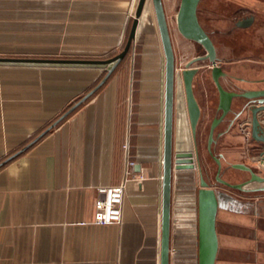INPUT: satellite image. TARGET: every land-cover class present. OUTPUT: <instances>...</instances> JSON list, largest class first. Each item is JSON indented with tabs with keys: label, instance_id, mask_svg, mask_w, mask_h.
<instances>
[{
	"label": "crops",
	"instance_id": "0c3cea01",
	"mask_svg": "<svg viewBox=\"0 0 264 264\" xmlns=\"http://www.w3.org/2000/svg\"><path fill=\"white\" fill-rule=\"evenodd\" d=\"M136 1L0 0V57L108 58L125 42ZM177 3L161 0L164 14L169 8L174 14ZM244 5L199 0L196 6L226 89L264 86L254 82L264 78V0H250L241 12ZM169 38L174 64L204 52L179 33ZM163 62L150 0H144L127 51L97 86L111 62L0 60V160L91 90L0 165V264H159ZM193 64H201L191 81L200 111L195 137L205 149L208 122L218 113L216 89L207 60ZM237 109L233 98L213 128L211 152L217 146L219 160L261 168L264 175L248 138V115L227 127ZM171 148L193 150L180 81L173 85ZM125 157L141 178L125 182L118 222L92 223L95 188L118 182ZM194 169H171L167 264H196ZM239 171L241 179L247 176ZM233 189L241 199L215 189L213 264H264V223L258 220L264 190Z\"/></svg>",
	"mask_w": 264,
	"mask_h": 264
},
{
	"label": "water",
	"instance_id": "95a60500",
	"mask_svg": "<svg viewBox=\"0 0 264 264\" xmlns=\"http://www.w3.org/2000/svg\"><path fill=\"white\" fill-rule=\"evenodd\" d=\"M199 0H178L177 7L173 16L174 25L177 32L184 38L199 43L204 52L193 55L183 62V66L177 72L181 83L184 106L189 125V131L193 142V150H176L171 148V116L172 98L174 85V61L169 38L168 27L166 24L161 0H150L156 26L161 43L163 62V121H162V151H161V175H160V250L159 264H167L168 252V218H169V197H170V175L172 168H193L197 169V188H196V264H213L217 240L214 226L215 212L217 208V191L203 177L198 163V155L195 144L196 125L199 119V106L194 98L191 88V81L194 73L201 64H193L202 60L208 62V74L216 89L215 108L218 113L212 116L208 122L207 134L205 139V149L215 162L213 179L218 183L237 189L264 190V184L253 188H245L244 185L251 182L264 183V175L253 167L242 162H230L229 165L247 172V176L239 181L230 182L219 176L221 153L212 154L211 143L214 142L213 128L230 110L233 98L238 101V109L233 117L229 119L227 127L233 119L241 114L248 115V138L254 144L252 149L258 157L259 164L264 163V86L255 88L226 89L221 86L218 76L225 73L221 66L216 63V55L213 42L200 25L196 6ZM144 0H137L133 16L129 25L127 36L122 48L108 58H43V57H0V60L7 61H38V62H76V63H107L111 62L106 72L96 84H100L112 67L127 51L130 41L134 36V28L137 17L140 14ZM248 23L245 19L242 24ZM256 83L264 82V78L255 79ZM91 90L82 95L78 100L71 104L62 112L49 126L38 132L33 138L25 143L21 148L4 158L0 163L13 156L30 142L38 138L46 129L53 125L59 118L64 116L69 110L77 105ZM221 132H216V136ZM264 168V167H263Z\"/></svg>",
	"mask_w": 264,
	"mask_h": 264
},
{
	"label": "rangeland",
	"instance_id": "374dc122",
	"mask_svg": "<svg viewBox=\"0 0 264 264\" xmlns=\"http://www.w3.org/2000/svg\"><path fill=\"white\" fill-rule=\"evenodd\" d=\"M170 1L171 0H168V2H170ZM240 1L242 3H245V5L243 6L244 8H242L244 10H241V12L247 11L249 6H250L249 5L250 0H240ZM219 6L222 7V5H219ZM200 10H201V3H199L197 6L198 17H201L200 16V13H201ZM171 11H172L171 8H169V10L167 9L164 16H165L166 24L168 27V32L171 35H173V34L175 35V34H178V32H177L175 25H174V20H173L174 14ZM181 61H182V59H181ZM181 65L182 64L180 61H179V63L174 64V85H176L179 82L177 72L179 71V67ZM195 144H196V150H197V155H198V163H199L202 175H204V177L207 179V181L210 184L215 185L214 189H217V188L226 189V190H228V192L234 193L233 196L240 198V196H239L240 192H238L236 189L226 187L225 185L220 184L213 179V172L215 170V162L213 161L211 156L205 151L204 140L202 139L201 141H199L195 137ZM217 149H218V147L216 146L215 149L212 150V153L216 154ZM219 162H220L219 176L221 178L228 180L230 182H236L237 180L242 178V176H243L242 172H240L238 168L231 167L229 165V162L226 161L224 158L219 160ZM194 176L197 178V169H194ZM196 186H197V183H196ZM258 220H260V222L264 223V217H260V219H258Z\"/></svg>",
	"mask_w": 264,
	"mask_h": 264
},
{
	"label": "built area",
	"instance_id": "2783aa9c",
	"mask_svg": "<svg viewBox=\"0 0 264 264\" xmlns=\"http://www.w3.org/2000/svg\"><path fill=\"white\" fill-rule=\"evenodd\" d=\"M121 146L125 152L127 143L123 142ZM133 164L134 161L132 159L125 157L123 162L122 175L118 182L109 185L96 186L95 189L97 192V196L93 200L91 213L92 223L102 224L119 221L120 204L125 182L130 178H141L140 174L132 171Z\"/></svg>",
	"mask_w": 264,
	"mask_h": 264
},
{
	"label": "trees",
	"instance_id": "16d2710c",
	"mask_svg": "<svg viewBox=\"0 0 264 264\" xmlns=\"http://www.w3.org/2000/svg\"><path fill=\"white\" fill-rule=\"evenodd\" d=\"M74 101H76V100H74ZM74 101H73V102H74ZM73 102H72V103H73ZM72 103H70L66 108H68ZM64 110H66V109H64ZM64 110H63V111H64ZM63 111H62V112H63ZM62 112H61V113H62ZM61 113H60V114H61ZM31 138H32V137H31ZM7 160H9V158L6 159V160H4V161H7ZM0 161H1V160H0ZM4 161H2V162L0 163V165H1L2 163H4Z\"/></svg>",
	"mask_w": 264,
	"mask_h": 264
},
{
	"label": "flooded vegetation",
	"instance_id": "af4514ba",
	"mask_svg": "<svg viewBox=\"0 0 264 264\" xmlns=\"http://www.w3.org/2000/svg\"><path fill=\"white\" fill-rule=\"evenodd\" d=\"M208 33V32H207ZM209 35V34H208ZM182 66L179 67V69L181 68Z\"/></svg>",
	"mask_w": 264,
	"mask_h": 264
}]
</instances>
